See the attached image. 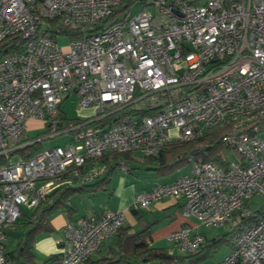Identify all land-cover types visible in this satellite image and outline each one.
Listing matches in <instances>:
<instances>
[{
  "label": "built area",
  "instance_id": "2783aa9c",
  "mask_svg": "<svg viewBox=\"0 0 264 264\" xmlns=\"http://www.w3.org/2000/svg\"><path fill=\"white\" fill-rule=\"evenodd\" d=\"M7 38L16 50L0 59V264H10L4 241L23 209L56 187L100 178L116 154L155 157L218 130L236 154L225 169L189 157L188 173L141 191L132 207L172 197L199 225H229L230 251L216 264H264V214L247 220L264 211L247 206L264 197V0H0ZM73 94L95 113L67 119L61 104ZM29 119L45 123L36 138ZM61 135L27 159L10 156ZM125 220L112 210L66 220L67 245L47 264H84ZM168 241L188 254L205 236L186 224Z\"/></svg>",
  "mask_w": 264,
  "mask_h": 264
},
{
  "label": "trees",
  "instance_id": "16d2710c",
  "mask_svg": "<svg viewBox=\"0 0 264 264\" xmlns=\"http://www.w3.org/2000/svg\"><path fill=\"white\" fill-rule=\"evenodd\" d=\"M79 32H73L71 35H79ZM14 39L7 38L0 43V59L9 52L15 51ZM148 110H144V113ZM222 132L220 130L205 133L203 136L189 140H175L165 146L158 156L141 157L142 163L146 169L154 170L160 175H166L172 172L177 166L183 162L189 164L188 158L191 157L194 161H209L213 162L218 167L225 169L228 165V155L233 150L230 146L222 142ZM40 135V134H39ZM37 135L36 137H38ZM29 137V138H36ZM42 149V141L34 142L26 145L17 151L11 153L18 155L22 159H27ZM234 154V152H233ZM121 159H126L131 163L138 160L131 156L130 152L116 154L112 161L103 159L106 166L105 173L92 183H80L77 186L61 185L53 189L37 206L30 212H23L18 221L12 228L21 227L22 233L20 239L11 250H6L5 255L10 264H38L35 262L33 255L34 242L39 233L51 231V217L61 211L65 213L68 220H74L73 215L76 213V208L72 203V198L75 196L93 195L97 191H110L111 175L115 171V165ZM8 159L0 155V165L7 164ZM131 171V170H130ZM74 184V183H73ZM130 210L137 216V211L134 208ZM264 214V211H257L254 215L247 218L248 221L255 220L258 216ZM138 218V217H137ZM154 222H147L139 218L140 228L131 230L129 226H122L118 229L115 238V244L109 246L105 255L99 258H89L85 264H152L155 262L176 261L178 264L198 263L207 259L220 245L221 240H224L230 246L229 233L223 238H213L204 242L195 252L174 255L169 253L165 248L152 247L147 238L151 234V227ZM9 236V233L7 234ZM6 245L4 243V249ZM102 246L97 250L101 251ZM56 255L50 256L41 264H47Z\"/></svg>",
  "mask_w": 264,
  "mask_h": 264
},
{
  "label": "crops",
  "instance_id": "0c3cea01",
  "mask_svg": "<svg viewBox=\"0 0 264 264\" xmlns=\"http://www.w3.org/2000/svg\"><path fill=\"white\" fill-rule=\"evenodd\" d=\"M96 180H93V181H90L87 183H92ZM170 181H172V179ZM164 182H168V181H164ZM79 184L80 183L62 184V185L77 186ZM109 186H110V184H109ZM146 190H147V188H146ZM141 191H144V190L138 191L136 189V187L133 186V184L131 186L124 185L123 187L119 188V192L117 193L116 197L111 196V198H109V200L107 202H105L107 205H105L104 207L94 206V207H92V209L90 211H86V212H79V209L76 205V202L73 201V198H74L73 197L72 203L76 208V213L73 215V219H77L81 216L100 214V213L107 211V210L123 211L125 213V217H126V220H125V223L123 226H129L131 230H136V229L140 228L139 218L141 220H144L147 222H154L153 226L151 227V234L147 238V242L152 247L165 248L169 253H170V249H173L172 254H174V255H183L177 251V249L173 243L168 241V236L172 232L180 229L181 227H183L186 224L192 225L193 226V232H197L196 228L200 225L197 222H196L197 223L196 224L192 220L193 219L192 217L185 216L181 212L180 203L172 197L166 198L163 200H156L145 208H140V206H138L137 208H134L137 211V216H136L130 210V208L132 207V205L134 203L135 196L138 193H140ZM98 192L99 191H97L96 193H98ZM104 192H106L109 196L111 195L110 191H104ZM96 193H94L93 195L75 196V197H90V196H94ZM32 209L33 208H31V209L24 208L23 212L28 213ZM150 216H152V217H150ZM20 217L18 218V220L20 219ZM150 219H153V220H150ZM66 220H68V219H67L65 213H63L61 211L55 213L50 219V225H51L52 230L47 231V232H43V233H39L37 235L35 242H34V248H33V255H34V259H35L36 263L41 264L43 261L47 260L50 256L56 255L58 253L60 247L67 245V243L64 239V234H63V226L66 223ZM12 227L7 231V234L9 233V236H7V234H6L5 241H7V239L8 240L10 239L11 235L18 230L19 226L15 227V228H12ZM20 231L21 232L19 234H17L18 240L20 239L21 233H22L21 227H20ZM207 240L208 239H206V237H205V242ZM5 241H4V243H5ZM110 241H112V242L110 243ZM114 244H115V238L112 236L109 239H107L101 245L102 246L101 251L100 252L96 251V253H94L92 258L96 259V258H99L101 255H105L108 251L109 246H112ZM229 251H230V248H229ZM227 254L228 253H226L225 255H227ZM221 259L217 260L213 264H216ZM142 264H144V263H142ZM152 264H178V263L175 261H167V262H155ZM183 264H189V263L187 261H184Z\"/></svg>",
  "mask_w": 264,
  "mask_h": 264
},
{
  "label": "rangeland",
  "instance_id": "374dc122",
  "mask_svg": "<svg viewBox=\"0 0 264 264\" xmlns=\"http://www.w3.org/2000/svg\"><path fill=\"white\" fill-rule=\"evenodd\" d=\"M140 7V4H133L131 10V13H134L138 8ZM58 43L63 49L68 48V38L67 37H59ZM62 111L66 114L67 119L74 120V119H86L90 116H92L96 108L94 107H78L76 104V97L75 94L70 96L67 100L63 101L61 104ZM45 123L43 120L39 119H29L27 121V134L29 137H36L37 135L41 134L44 131ZM170 135L172 138L178 137V131L176 129H170ZM261 135L264 136V131L261 132ZM68 136L61 135L54 138H46L42 140V148H48L55 144H62L65 141H67ZM233 150L230 151V154L228 155V159H233L236 157V154ZM134 158L138 161L131 163V171L129 173H124L119 169H115L113 174L111 175L110 179V193L109 196L106 192L99 190L98 193H96L94 196L90 197H74L73 201L76 202V205L79 209V212H86L90 211L92 207H104L107 205L105 202L111 198V196L116 197L117 193L119 192V188L126 186H133L136 187L138 191L140 190H149L154 185H156L159 182L164 181H172L179 175L188 173L189 170V164L187 162H183L179 166H177L174 170H172L171 173L166 175H158L154 170L146 169V166L144 163H142V159L139 157V154L135 152ZM16 159V157L12 158V160ZM149 188V189H148ZM248 208L254 212L257 210L264 209V197L262 196H254L250 198L247 202ZM140 208H145L141 207ZM143 211V210H142ZM152 217V216H150ZM154 219V218H153ZM150 219V220H153ZM195 223L196 220L192 219ZM197 224V223H196ZM230 230V227L228 224H225L221 227H206V226H198L196 228V231L198 233H202L205 235L206 239L211 240L213 238H223L226 233H228ZM20 226L18 227V230L14 232L10 239L5 241L6 248L5 250H11L14 248L15 244L18 241L17 234H19ZM112 241H110L111 243ZM230 246L228 243L224 240H221L219 247L211 253V255L198 263H189V264H213L217 260L223 258L226 253H228Z\"/></svg>",
  "mask_w": 264,
  "mask_h": 264
}]
</instances>
